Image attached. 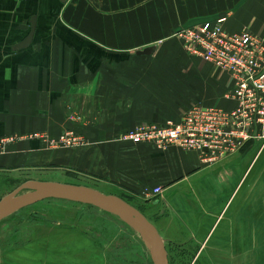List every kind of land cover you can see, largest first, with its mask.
Returning <instances> with one entry per match:
<instances>
[{
  "label": "crops",
  "instance_id": "0c3cea01",
  "mask_svg": "<svg viewBox=\"0 0 264 264\" xmlns=\"http://www.w3.org/2000/svg\"><path fill=\"white\" fill-rule=\"evenodd\" d=\"M220 19L229 33L264 39V0H0V140L24 137L0 158V178L12 189L55 182L161 206L159 220L202 248L247 253L249 231L263 229L264 208L242 206L248 171L241 174L237 157L261 142L205 166L196 152L120 141L141 125L178 123L196 105L235 107L226 98L230 77L189 57L174 37ZM33 24L31 43L18 49ZM152 47L151 55L137 54ZM68 132L87 144L52 149L32 138ZM156 188L163 194L147 200Z\"/></svg>",
  "mask_w": 264,
  "mask_h": 264
},
{
  "label": "rangeland",
  "instance_id": "374dc122",
  "mask_svg": "<svg viewBox=\"0 0 264 264\" xmlns=\"http://www.w3.org/2000/svg\"><path fill=\"white\" fill-rule=\"evenodd\" d=\"M251 147L237 157L242 162L241 174L248 171L241 187L246 198L242 206L264 208V143ZM11 184L0 178V200L15 190ZM199 190L206 192L207 185ZM133 204L173 241L167 243L170 264H264V225L259 232L249 231L247 253L245 247L223 244L215 247L209 243L202 248L170 221L159 220L161 206L153 208L139 200ZM0 264L153 263L140 237L118 218L93 207L47 200L0 223Z\"/></svg>",
  "mask_w": 264,
  "mask_h": 264
},
{
  "label": "built area",
  "instance_id": "2783aa9c",
  "mask_svg": "<svg viewBox=\"0 0 264 264\" xmlns=\"http://www.w3.org/2000/svg\"><path fill=\"white\" fill-rule=\"evenodd\" d=\"M226 19L207 22L178 31L174 37L183 44L191 58L211 64L220 73L227 74L232 89L226 98L235 107L196 105L189 108L178 123L163 127L141 125L120 136V141L149 144L165 152L175 148L199 154L205 166L218 164L241 152L246 145L264 143V39L249 32L229 33ZM32 138L46 141L50 148H73L87 141L68 132L59 139L46 135ZM24 137L10 136L0 140V158L8 154L12 145ZM163 194L156 188L146 194L155 201Z\"/></svg>",
  "mask_w": 264,
  "mask_h": 264
},
{
  "label": "water",
  "instance_id": "95a60500",
  "mask_svg": "<svg viewBox=\"0 0 264 264\" xmlns=\"http://www.w3.org/2000/svg\"><path fill=\"white\" fill-rule=\"evenodd\" d=\"M66 1L62 0V2ZM34 32L35 24L32 26L29 39L18 49L29 46ZM155 50L152 47L137 54L148 56ZM47 200L65 201L93 207L118 218L140 237L153 264H170L167 241L163 239L157 227L141 211L116 195H107L86 186L55 182H26L0 200V223L24 209ZM155 204L158 205V203Z\"/></svg>",
  "mask_w": 264,
  "mask_h": 264
},
{
  "label": "trees",
  "instance_id": "16d2710c",
  "mask_svg": "<svg viewBox=\"0 0 264 264\" xmlns=\"http://www.w3.org/2000/svg\"><path fill=\"white\" fill-rule=\"evenodd\" d=\"M248 146V145H247ZM123 199V198H122ZM123 200H125L127 203H129V204H131L132 206H134V207H136L139 211H141L149 220H150V218L140 209V208H138V206H135L134 204H133V202L134 201H131L132 199L131 198H128V199H123ZM37 218V217H36ZM38 219H40V220H43V217H41V216H39V218ZM151 221V220H150ZM152 222V221H151ZM168 250V249H167ZM169 253V252H168Z\"/></svg>",
  "mask_w": 264,
  "mask_h": 264
}]
</instances>
